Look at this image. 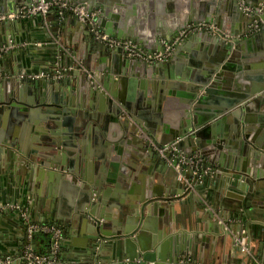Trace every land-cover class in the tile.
Wrapping results in <instances>:
<instances>
[{"label":"water","instance_id":"water-1","mask_svg":"<svg viewBox=\"0 0 264 264\" xmlns=\"http://www.w3.org/2000/svg\"><path fill=\"white\" fill-rule=\"evenodd\" d=\"M33 1L35 0H0V14L17 12L22 5H29ZM68 1L83 5L89 10L102 7L105 15L113 14L111 13L113 9L115 12L111 15L112 23L105 25L104 21H101V26L107 32L123 39L137 40L149 51H163L166 43L178 39L173 44V49L174 47L177 48L183 40L178 37L179 31L186 29L190 24L206 21L221 27L219 18L225 10L229 12L232 20L241 19L245 14H248L247 25L242 29L237 30L232 27L231 30H227L223 28L225 33L222 35L220 33L213 35L212 31L203 29L193 35L196 39L199 37L207 38L211 44H204L203 51H201L202 56L191 61L190 64L194 65L195 68H186L182 64L176 66L180 80L175 82L173 80L169 82L170 78L177 77L173 73L174 57L160 61L130 56L128 58L123 47L115 46L110 51L114 56V67L107 66L104 70L102 69L103 73H100L99 70L97 72L88 66L84 73L86 88L94 95L91 103L79 101L77 94L68 95L59 86L60 80L58 78L50 79L46 75L31 81L30 75L21 78L17 73L10 78L18 84L17 90L11 88L12 91L9 89L3 95L0 94V151L9 154L14 153L13 155L22 160L25 157V159L30 160V162L26 160L29 165L36 167L39 165L41 178L47 183L52 184L56 182L55 180L62 181L69 178L73 182L71 189L67 193L56 192L55 197L60 202L62 199L68 202L73 211V222L80 216L84 217L85 232L95 241V244L103 243L101 242L102 239H110L118 248L121 246V253L116 256V264H176L182 254H187L186 246H179L173 255L169 258L165 257L163 245L156 243L157 239L164 233L162 223L159 226V234L155 235V245L142 243L140 233H142L143 228L148 224L152 226L159 218L166 219L169 216V208H173L175 212L176 205L181 204L183 198L189 200L190 195L195 192L193 187H197L198 181L206 174L204 168L207 165L218 163L226 168L241 172V180L237 179V183H241L242 190L245 191L251 190V183L254 182V178L264 176V170H262L264 168V142L255 143L256 147L253 148H243L236 145V141L239 140L233 141V137L227 138L226 136L233 131H238L239 123L243 127L241 126V130L238 132L247 134L245 128L249 122L248 118L252 117L251 112L259 110L264 104V73L259 77L262 83L241 85L242 90L239 92L232 91L231 93L226 90L224 88L226 82L223 81L224 74L228 69L234 68V62L239 59L237 50L241 48L243 41L256 42L260 38V36L248 38L244 33L250 29L249 25L254 18H264V11L260 16L249 14L239 0H188V4L171 0L172 5L170 6L173 11L179 10L188 14L186 17L182 14L184 21L181 25L168 29L170 32H167L163 25L156 24L160 21L156 20L152 26L155 41L164 40L163 44L156 46L147 39L138 38L136 29H134L136 26L133 24L135 20L131 19L132 16L138 17L142 11L147 9L146 0ZM245 1L255 9H260L261 6L264 9V0ZM148 8L150 10V5ZM36 15L44 17L42 14ZM18 18L24 17L0 20V27L2 25L8 27ZM83 23L91 28L90 24ZM193 36L189 38H194ZM5 41L7 39L1 41L0 44ZM216 41L222 47L216 49L213 44ZM121 51L126 56L124 59L121 58ZM192 54L194 57L198 56V53L195 55L193 52ZM259 60L261 59L259 58ZM172 64L173 69H171ZM260 66H263V62H260ZM247 67L249 66L247 65ZM165 68H168L167 72L164 71ZM258 70L263 71L262 69ZM42 71L50 73L54 70L44 69ZM120 72L142 77L159 76L163 86L169 84L170 87H178L179 91H176V95L173 97L168 95L166 98L168 100L173 99L171 101L175 102L177 100L175 107L178 106V112L168 115L169 112L167 111L164 114L163 111L169 109L167 101L164 104H156L158 99L156 95L153 96L152 101V99H145L142 95L135 97L137 92L132 95L123 94L121 90L115 87L118 82L123 84L124 77L122 75L116 76ZM250 78L258 77L253 75ZM23 79L29 83L23 84V88L20 89L19 81ZM184 80L186 81L183 82ZM49 83H52L61 94L52 95ZM81 84L82 81L76 86L75 93L76 90H80ZM25 86L31 90L36 88L35 92L38 97L34 99L28 96L24 92ZM163 86L159 99L167 97V94L163 95V91L168 93ZM183 88L187 90L183 92ZM149 102L156 107L153 105L149 107ZM7 106L10 111L13 109V113L22 110L18 112L16 118L23 123L24 127L34 131V141H32L31 146L28 147L23 144V139L17 134L15 127L4 126L5 113L3 115L2 113ZM38 107H43V113L38 114ZM151 107L152 109H149ZM151 112L156 114L151 115ZM43 120L45 123H41ZM2 126L6 128H2ZM262 134H264V128ZM87 135L93 137L97 142L103 141L108 144V142L113 141L117 143V150L118 154L121 155L122 163L113 160L110 149L101 148V153L95 152L99 158L102 157L101 168L105 169L108 163V167L110 166L112 169L109 171L113 175H108V177L118 175L117 179H115L116 177L109 180L104 179L106 176L102 173L99 178L91 179L88 168L91 166L94 153L91 145L87 143ZM127 137L128 140H125ZM228 139L233 141L235 149L238 147L240 153L247 155L248 158L245 157L242 165L237 163V158L236 162H233L234 164H230L231 162L227 163L219 157L222 152H218L217 156L214 152H210L214 146L222 148L219 141H227ZM123 141L129 142L130 145L123 146ZM167 143H173L176 148L164 153L161 152L160 147H164ZM189 144L192 145V148H185ZM140 146H145L150 155L160 160L161 168L171 165L178 178H174L172 184L163 181L146 187L144 183L143 186H138L141 188L136 191H134L136 186H133L131 191H127V194L125 187L129 186V183L125 181L131 177L130 175L136 174L135 171L133 172V168H138V164L132 162L131 158L141 160L145 159L146 156L138 151ZM232 147H229V153L238 155L239 152L234 151L235 149L233 150ZM254 150L257 151L258 157L253 159ZM196 152L201 156L198 172H194L197 167L189 164L182 165L180 168L177 167L179 154L183 153L189 156ZM252 162L255 166L247 167ZM84 164L85 166H83ZM213 171L226 170H219L213 166ZM227 173L232 174L233 172L228 170ZM180 174L184 177H180ZM138 175L141 176L142 174ZM106 181L116 183L117 191L121 192L120 195L118 193L113 194L115 199L112 198L108 202V210L109 207L116 210L114 215L102 211L98 206V202L106 204L108 198L107 188L104 186ZM99 191L103 192L104 195H100ZM3 203L5 202L3 201ZM208 212L212 213L210 210ZM166 223L167 229L171 230L174 227L170 222ZM70 226H72V222ZM228 232L230 231L225 229L222 233L228 234ZM176 238H179V234ZM35 239L36 237H33L31 240L35 241ZM33 246L32 248L36 250V243H33ZM241 250H244L242 246ZM167 258L168 261H166ZM187 261L189 264L192 260L188 258Z\"/></svg>","mask_w":264,"mask_h":264},{"label":"crops","instance_id":"crops-1","mask_svg":"<svg viewBox=\"0 0 264 264\" xmlns=\"http://www.w3.org/2000/svg\"><path fill=\"white\" fill-rule=\"evenodd\" d=\"M178 1L185 4L189 2L188 0ZM146 5H148L147 9L142 11L138 17H131L132 20H135L133 24L136 26L134 28L137 32L136 35L138 38L147 39L156 46H160L164 40L155 41V33L152 31L155 21L160 20L161 22H156V24L163 25L167 32H170L168 29L181 25L184 21L182 14L186 17L188 13H182L179 10L173 11L170 6L172 5L171 0H146ZM149 5L150 10L148 8ZM96 10L98 12L99 27L101 26V21H104L105 25L112 23L111 15L115 12L113 9L111 10V13H113L111 15H105L102 7H96ZM228 13L227 10L222 13L219 18L221 27L217 26L219 31H212L213 35L216 33L224 34V29L231 30L234 27L238 30L247 25L248 14H245L241 19L235 18L232 20ZM100 28L105 30L102 26ZM90 30L89 26L87 27L75 16L65 15L61 17L54 12H50L44 17L31 15L18 18L8 27L2 25L0 27V42L7 39L4 44L12 46L0 53V72L2 73L0 94L3 95L9 89L11 91L13 89L17 90L18 84L10 78L17 73H19V77L23 78L21 73L25 74L26 72L25 75H28V77L30 75L31 81H34L33 79L37 77H44V75L48 76V78L50 77V79L58 78L60 80L59 86L63 88L65 93L70 96L77 94L79 101L91 103L94 95L86 88L84 79L87 67H92L97 72L99 70L100 73H103L107 66L114 67L115 61L112 52H110L113 47L97 40ZM202 30L193 29L188 30L186 33L179 31L178 37L183 40L178 44L177 48L174 47L172 49L169 56V58L174 57V69L173 64L171 69H173V73L177 77L170 78L169 82L171 80L173 82L180 80L177 75V65L182 64L186 68H195L194 65L190 64L191 61L200 58L204 44L210 43L207 38L199 37L196 39L193 36ZM244 34L248 38L251 36H260V38L256 42L250 43L244 40L241 48L237 50L239 59L234 62V68L228 69L224 74L223 81L224 83L226 82L224 88L231 93L232 91H241V85L262 83L259 77L264 73V59H262L264 57V28L261 30L248 29ZM111 35L116 36L115 34ZM190 36L194 38H189ZM134 41L142 48L148 50L137 40ZM213 44L216 49L221 46L217 41ZM193 52H195V55L198 53V56L194 57ZM121 53L122 51L120 55L124 59L126 56ZM126 55L130 58L128 54ZM260 62H263V66H260ZM44 69H52L54 71H52L53 73H45L42 71ZM59 69L64 71V74L56 77L55 73ZM164 71L167 72L168 68H165ZM36 74L42 75L35 76ZM118 75H122L124 81L123 84L118 82L115 87L121 90L123 94L132 95L137 92L135 97L142 95L145 99H152V101L154 95L158 96L159 99L162 94L163 85L159 76L142 77L124 72L117 73L116 76ZM253 75L258 78L251 79L250 77ZM181 80L183 79L181 78ZM80 81H82L81 88L76 90L75 93L76 86ZM28 83L25 79L20 80V89L23 88V84ZM48 85L52 95L61 94L58 89L54 88L52 83ZM163 88L168 92L164 93L163 91V95L167 94V97H163L164 99L160 98L159 101L155 99L156 104H164L167 101L169 109L164 110L163 113L166 114L168 111V115L176 114L179 109L178 106L177 108L175 107L177 100L175 102L171 101L173 99L168 100L166 98H168V95L171 97L176 95V91L178 92L179 88L170 87L169 84L163 86ZM186 90L183 88L182 91ZM35 91L36 88L32 90L26 86L24 88V92L34 99L38 97ZM150 105L155 106L149 102V107ZM38 108V114L43 113V107ZM149 109H152V107ZM21 111L13 113V109L10 111L7 106L2 113V115L5 113L4 126L15 127L17 134L23 139V144L29 147L34 141V131L24 127L23 123L17 120L16 115ZM150 114L155 115L156 113L151 112ZM244 115L246 116V114ZM251 116H249V122L245 128L246 135L238 132L241 130V126L243 127L241 123H239L238 131H233V133L226 135L227 138L233 137V141L239 140L236 141V145H239L238 147L253 148L256 147L255 143L264 142V134H262L264 128V104L259 110L251 112ZM41 123H45V121L43 120ZM2 128L6 127L2 126ZM125 140H128V137ZM233 141L230 139L219 141L222 148L214 146V148L210 149V152H214L216 156L218 152H222L219 157L223 161L231 162L230 164L237 161L238 164L242 165L245 157H248L240 153L238 147V149H235ZM123 142L125 147L130 145L129 142ZM87 143L91 145L94 153L91 166L88 168L91 179L99 178L101 173L106 176L104 179L109 180L115 177L117 179L118 175L108 177V175H113L109 171L112 169H110V166L108 167V163L105 169H102V157L99 158L95 154L97 151L101 153V148L110 149L113 160L122 163L121 155L118 154L117 143L113 141L108 142V144L103 141L97 142L90 135H87ZM257 145L259 146V144ZM229 147L239 152L238 155L230 154ZM185 148H192V145H186ZM138 151L146 156L145 159L141 160L131 158L132 162L138 164V168H133V172L135 171L136 174L130 175L131 177L125 181L129 183V186L125 187L127 194V191H131L133 186H136L134 187V191H136L140 190L141 187L138 186H143L144 183L146 187L147 185L159 184L163 181L172 184L174 178H178L171 165L161 168L160 160L150 155L145 146H140ZM13 154L0 151V204H4V207L0 209V257L13 256L14 260L9 264H29L22 257L23 251L28 245L34 247L33 243H36L35 249L39 252L48 250L49 242L47 238L38 237L35 241L28 239L27 222L33 220L39 222L49 221L63 227L64 237L60 250L62 264H116V256L121 253L122 247L118 248L113 244V240L111 241L110 239H102L101 242L103 243L95 244V241L85 232L84 217L80 216L73 222V211L70 209L68 202L65 199L60 202L55 197L56 192L67 193L71 189L73 182L66 178L62 181L55 180L56 182L52 184L47 183L41 178V167H38L39 165L37 167L29 165L27 164V161L30 162L29 159L23 157L24 159L22 160ZM193 154L199 156L198 152ZM256 157H258V153L254 150L253 159ZM212 166L226 171H210L204 174L198 181L197 187H193L195 192L190 195L189 200L188 198H183V202L176 205L175 212L173 208H169V216L166 219L159 218L152 226L148 224L143 228L142 233H140L142 243L155 245V235L159 234V226L162 223L164 233L157 239L156 243L157 245L160 243L163 245L165 257L169 258V256L173 255L179 246H186L187 254H182L176 264H188V258L192 260L189 264H264V176L254 178V182L251 183V190L245 191L242 190L241 183H237V179L241 180V172L226 168L218 163H213ZM254 166L255 164L252 162L247 167ZM228 170L233 173H227ZM182 177L184 176L182 175ZM104 186L107 188L106 194L108 198L106 204L98 202V206L102 211L114 215L116 210L113 207H109L108 210V202L112 198L115 199L113 194L118 193L120 195L121 192L117 191V184L112 181H106ZM99 194L104 195L101 191H99ZM11 204L17 207H12ZM209 210L212 213H209ZM164 220L166 221L163 222ZM71 222L72 226H70ZM166 222H170L174 227L171 230L167 229ZM225 229L230 232L228 234L222 233ZM177 234H179V238H176ZM239 238L246 240V249L241 250V244L238 243ZM168 258L166 261H168Z\"/></svg>","mask_w":264,"mask_h":264},{"label":"built area","instance_id":"built-area-1","mask_svg":"<svg viewBox=\"0 0 264 264\" xmlns=\"http://www.w3.org/2000/svg\"><path fill=\"white\" fill-rule=\"evenodd\" d=\"M244 9L248 11L249 14L254 16H260L263 12V8L261 6L260 9H255L251 5H249L245 0H239ZM50 12L56 13L58 16L72 15L78 18L79 20L90 24L91 31L94 37L111 46H121L126 51V53L130 57L143 58L151 61H160L168 58L173 49V42H168L165 44V49L163 51L154 50L149 51L138 45L132 39H123L118 38L116 36L111 35L105 30L101 29L98 25V12L97 10H89L85 6L70 2L68 0H35L29 5H22L17 12H11L9 14H0V20L6 18H15V17H27L36 14H42L46 16ZM264 28V18L258 17L254 18L252 23L250 24L251 30H261ZM209 30L218 32L219 29L215 23H209L206 21H200L197 24H190L186 29L182 30V33H186L188 30ZM12 45L9 44H0V53L10 48ZM64 74V71L57 70L55 73L56 77H60ZM21 76H25V74H21ZM33 76V75H31ZM38 76V75H35ZM33 76V77H35ZM2 77V73L0 72V78ZM175 145L173 143H167L164 147H160L161 152H166L167 150L175 149ZM197 155V154H196ZM195 154L186 156L181 153L178 155L177 167L180 168L182 165H192L197 167L194 169V172H198L199 162L201 161V157L196 156ZM213 171L212 165H207L204 168V173H209ZM182 177V174H180ZM12 207L14 204H11ZM4 207V204H0V209ZM36 232H46L50 235V245L47 251L39 252L34 250L30 245L24 249L22 257L29 264H62V260L60 259V250L62 247V241L64 237V229L61 225L52 222H36L33 220H29L27 223V237L31 240ZM238 243L241 244L243 249H246V240L239 238ZM14 260L13 256L7 255L0 257V264H9Z\"/></svg>","mask_w":264,"mask_h":264},{"label":"trees","instance_id":"trees-1","mask_svg":"<svg viewBox=\"0 0 264 264\" xmlns=\"http://www.w3.org/2000/svg\"><path fill=\"white\" fill-rule=\"evenodd\" d=\"M36 222H39V221H36ZM47 222H49V221H47ZM33 237H36V238H38V237L47 238L48 242L50 240V235L48 233H46V232H36ZM49 245H50V242H49Z\"/></svg>","mask_w":264,"mask_h":264}]
</instances>
